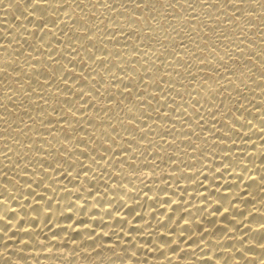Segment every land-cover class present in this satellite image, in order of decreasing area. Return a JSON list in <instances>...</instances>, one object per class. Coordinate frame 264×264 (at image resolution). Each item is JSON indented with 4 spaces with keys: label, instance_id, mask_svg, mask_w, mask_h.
<instances>
[{
    "label": "bare ground",
    "instance_id": "1",
    "mask_svg": "<svg viewBox=\"0 0 264 264\" xmlns=\"http://www.w3.org/2000/svg\"><path fill=\"white\" fill-rule=\"evenodd\" d=\"M0 264H264V0H0Z\"/></svg>",
    "mask_w": 264,
    "mask_h": 264
},
{
    "label": "snow or ice",
    "instance_id": "2",
    "mask_svg": "<svg viewBox=\"0 0 264 264\" xmlns=\"http://www.w3.org/2000/svg\"><path fill=\"white\" fill-rule=\"evenodd\" d=\"M40 2V0H34V3H39Z\"/></svg>",
    "mask_w": 264,
    "mask_h": 264
}]
</instances>
